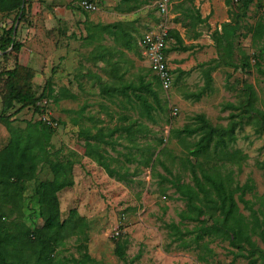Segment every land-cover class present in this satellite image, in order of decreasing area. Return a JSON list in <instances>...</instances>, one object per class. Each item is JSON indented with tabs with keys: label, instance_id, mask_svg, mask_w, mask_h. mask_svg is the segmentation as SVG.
<instances>
[{
	"label": "trees",
	"instance_id": "obj_1",
	"mask_svg": "<svg viewBox=\"0 0 264 264\" xmlns=\"http://www.w3.org/2000/svg\"><path fill=\"white\" fill-rule=\"evenodd\" d=\"M31 0H0V11L5 14L18 13L25 16ZM128 1V0H126ZM148 0H137L129 5V9L139 7ZM254 0H226L230 12L242 11L247 13ZM79 5V4H78ZM261 5V3H260ZM80 8L87 12L81 5ZM17 18V17H16ZM248 34L252 33L253 45L258 41L259 51L255 52L254 65L259 72L264 74V21L260 17L256 25H248ZM240 15L234 16L231 21L225 22L223 29L215 31L216 45L220 52L216 59V65L227 64L235 67L241 66L248 70L253 66L251 57L243 53L239 61L233 58L236 49V37L240 34ZM87 40L94 41L101 31L114 32L117 42H121L129 48H137V40H125L129 37L130 23L118 20L113 23L103 24L88 22ZM17 28L12 26L4 29L0 34V50L13 53L16 65L13 68L0 71V77L6 74L9 89L5 95L0 118H6L10 125L11 136L8 143L0 149V264H87L96 261L91 255L85 243H80V256H60L59 252L65 245L70 233L78 234V237L87 239V219L78 215L76 209L71 210L69 216L63 217L59 192L74 184V161L64 159L59 152L50 150L52 138L56 132V126L48 124L42 117L36 121L28 120L25 127L11 126V116L18 114L24 108H32L42 116L48 109V98L52 96L53 80L48 79L45 88L37 94L34 88V74L29 71L28 81H24L19 65V52L24 43L17 38ZM245 34V33H244ZM170 36V35H169ZM169 39V38H168ZM260 39L263 44L259 45ZM106 49L103 43L94 46L90 52L91 58H95ZM230 55V56H228ZM3 58V56H2ZM115 70L118 69L119 60L112 62ZM112 82L103 81L101 92L110 100L121 105L130 103L133 107L138 104L140 117L150 120L155 119L154 111L168 109L167 102L161 95V82L152 74L150 77L140 74L137 79L127 80L125 75H115ZM24 81V82H23ZM214 81L211 72L205 74V83L201 90L194 91L189 96L199 98L204 91L209 89ZM75 97L74 93H70ZM244 98L239 106L234 103L227 104L233 108H240L237 113L229 115L227 125L214 124L208 116L197 113L192 116L193 121L182 127H172L171 137H177L187 148V156H181L182 167L188 168L190 173L185 179V171H175L172 164L169 165L163 158L166 145L163 138L151 140L146 143L136 141L138 134L147 137L153 129L142 119H132L128 123H119L114 126L82 127L75 148L100 163L111 176L128 183L135 180V176L142 173L143 167H150L153 173L161 178L162 192L173 188L177 198L184 200L185 207L179 211V221L165 222L170 246L176 243L177 247L184 249L202 250L200 256L214 254L210 243L216 240L227 241L230 252L234 257H244L247 264H264V193L255 191V183L252 177L244 183L236 181L234 169L228 168L229 163H237L239 166L246 160L248 154L242 149L234 147L237 140L236 130L239 122L247 119L248 122L256 118L259 134L264 133V110L255 105L256 94L254 85L245 79L243 88ZM10 109L13 111L6 116ZM127 120L129 115H122ZM240 118V119H239ZM52 119L57 121L55 117ZM118 137L126 136L133 142L129 147H135L137 152L126 153L129 162L137 164L131 169L129 165L119 163L112 165L119 158L110 154V148L116 149L121 143ZM198 135L197 139L189 137ZM161 146V147H159ZM160 148V149H158ZM159 150V151H158ZM189 154V155H188ZM196 159H192V157ZM200 157V158H199ZM203 158V159H202ZM198 159V160H197ZM48 163L52 171L49 178L40 179L33 193V206H30L25 195L29 181L37 180L42 166ZM162 165L165 173L157 171V166ZM258 164L264 168V159ZM132 170V171H131ZM169 183V185H165ZM248 192L252 197H246ZM167 194L165 195V197ZM240 203H243V207ZM32 209L35 217L27 213ZM247 210L248 212H245ZM27 216L31 218L28 221ZM36 217L43 220L41 225L36 223ZM190 223H193L191 226ZM262 243L260 242V240ZM115 251L123 260V264H134L141 256V251L129 257L127 248L130 240L122 231L115 237ZM205 251V252H204ZM204 252V253H203Z\"/></svg>",
	"mask_w": 264,
	"mask_h": 264
},
{
	"label": "rangeland",
	"instance_id": "obj_2",
	"mask_svg": "<svg viewBox=\"0 0 264 264\" xmlns=\"http://www.w3.org/2000/svg\"><path fill=\"white\" fill-rule=\"evenodd\" d=\"M63 1L31 0L26 15L23 17L18 16L17 12L5 14L0 11V34L4 29H10L13 25L18 29L20 24L32 27L35 32L39 31V33L34 32L35 35L32 34L35 41L34 47L29 46L32 45V36L29 35L27 41H23L24 45L19 52L21 56H19L18 62L24 68L22 70L23 80L28 81L29 71L32 72L35 91L40 94L48 79L53 80L54 77L56 79V87L53 80L54 91L47 102L50 110L48 111L51 116L57 119L56 132L53 135L50 150L53 153L59 152L66 160L74 161L75 180L72 186L59 192L62 214L63 217H67L71 210L76 209L78 215L84 216L88 223L86 227L88 238H80L84 234L78 237V234L70 233L59 255L63 257L65 255L80 256L84 249L79 250V245L83 242L87 245L91 255L96 258L95 262L87 264H123V260L115 251L114 230L119 227L120 232L126 234L130 240L127 248L128 256H134L139 251L142 253L134 264H247L246 258L234 257L227 241L216 240L211 242L210 247L214 249V254L206 252L205 258L200 256L202 250L177 247L175 242L167 250L170 237L164 223L172 220L179 221V211L185 207L184 200L177 198L178 194L174 193V189L166 190L167 196L165 197L166 194L162 192L163 186L159 182L161 177L157 173H153L150 167H143L142 173L135 176V180L131 183L119 180L117 177L111 176L103 166L95 165L86 160L83 155L75 150V143L82 127L89 126L96 130V124L98 126H114L139 118L145 121L153 131L147 137H142L143 133H139L136 141L146 143L151 140L157 141L160 137L163 138V145L167 147L163 158L169 165L172 164L175 171L181 169L185 171V179H188L190 171L188 168L182 167V160L180 159L181 156H187L188 150L177 137H171L170 130L172 127H182L186 123H191L193 121L192 116L198 111L192 108L189 102L180 99L181 88L175 83L168 91L161 88V95L163 101L167 102L168 109L154 111V120L140 117L138 104L136 107L128 102L121 105L111 101L108 96H104L100 89L99 78L92 74L96 72L95 63L90 64L88 63L89 60H86V55H88L91 46L87 45L84 39L76 38V36L80 27H83L81 23L86 18L93 21L118 19L119 14H110L106 17V14L111 12L118 0H96L97 9L87 12L79 7L80 0H65L70 4L65 18L59 9ZM230 15L231 19H233V15H240V23L242 24L247 22L253 25L260 17L264 21V0H254L245 15L242 11L230 12ZM71 21L73 22L71 32L73 31L72 33L75 35L69 39V55L68 59L64 61L66 71L52 77L50 67L56 65L58 60L57 53L54 57L50 52L48 37L54 36L55 42L59 45L64 37L59 34L61 38L58 39L56 33L60 30L56 27L53 28V25ZM250 35L251 33H248L247 36L240 37V45L247 46L241 48L244 47V50H248L252 63H255V51H259L260 48L252 44ZM89 44L93 43L89 42ZM37 45H40L41 48H37ZM25 47L29 48L26 50ZM7 51L10 52V48ZM8 52L0 50V71L13 68L17 63L13 53ZM139 63L141 67L145 68V71L148 70L149 62L145 57L139 60ZM231 71L230 76L233 74L232 81L240 77L238 69L232 68ZM251 74H246V79L249 82L253 80ZM6 76L3 74L0 77V114L2 113L5 95L9 89ZM242 76L244 77L243 74ZM102 77L108 80L112 79L110 75H103ZM256 83L257 88L255 89L254 86L255 105L264 110V74L259 73ZM70 93H74L76 96L73 97ZM232 97L236 100L237 93L233 94ZM220 101L222 103L227 99L223 96ZM174 107L179 109L177 114L172 112ZM219 109V107L209 109L211 112L210 120L214 124L227 125L226 117L222 115V110L220 112ZM12 111L13 109H10L6 112V116L10 115ZM125 114L129 115L127 120L121 118ZM41 117L32 108H24L18 114L11 116L12 122L10 124L13 127H25L28 120L36 121ZM7 121L6 118H0V149L10 140L11 131ZM240 133L243 137L236 144L241 145L242 149L247 151L245 153L248 154V157L240 165L241 167L237 163H229L227 164L228 168L234 169L237 182L244 183L249 177H252L255 183V191L260 194L264 193V168L258 164L264 159V133L261 137H254V124L249 122ZM115 135L118 137V133ZM197 137L198 135H193L189 139L195 140ZM118 138L121 143L116 145V149L111 148L112 153L110 150V154L119 158L120 162L114 160L112 165L124 163L133 170L137 162H129L125 154L130 153V151L136 153L137 149L128 146L132 145L133 142L126 136H119ZM157 171L166 172L161 164L157 166ZM51 176L52 171L49 164L45 162L38 179L28 182L25 195L30 206L34 205L32 196L37 181ZM165 185H169V183ZM252 194L248 192L246 197H252ZM240 204L243 207V203ZM245 212L248 211L245 210ZM27 214L35 217L32 209ZM27 219L31 221L28 216ZM36 223L41 225L43 223L42 218L36 217ZM190 225L192 226L193 223ZM260 242L262 243L261 240ZM70 264L77 263L70 262Z\"/></svg>",
	"mask_w": 264,
	"mask_h": 264
},
{
	"label": "crops",
	"instance_id": "obj_3",
	"mask_svg": "<svg viewBox=\"0 0 264 264\" xmlns=\"http://www.w3.org/2000/svg\"><path fill=\"white\" fill-rule=\"evenodd\" d=\"M136 2L137 0L116 1L117 4L113 9H111V12L106 14V17H108L110 14H119L120 17L118 19L111 18L107 19L106 21H93L92 19L86 18L84 22L81 23L83 27H80V31L78 32L76 38L84 39L86 44L91 46L88 55H86V60H89L88 63L90 64H92V62L95 63L94 65L96 67V72L92 74L96 77H102L103 75H110L112 77L110 80L102 77L103 81L112 82L113 84V81L117 77L115 75L118 74H121L122 76L125 75L127 80L137 79V76L140 74H145V76L148 75L147 77H150L152 74H154L151 69L150 60L141 41L145 32L152 28L161 18L157 5L158 0H148L137 8H128L129 5H132ZM69 5L70 4L64 0L62 6H59L60 8L58 7L60 11L63 12L64 18L67 17V8ZM118 20H125L130 23L129 37L127 39L125 38V40L134 41V39H136L138 43L137 48H129L120 41L117 42L114 32L109 33L101 31L96 40L90 42L86 39L88 35L87 25L89 21L109 24ZM167 20L170 31V36L167 42V55L174 77L173 84H178V87L181 88L180 99L182 101L189 102L191 107L198 111L197 113H205L209 119L211 115L209 109L219 107L220 112L222 110V115L226 117V122L228 123L230 113H238L240 108H233L227 104L234 103L237 106L240 105L242 99L244 98V80L247 77L246 74H248V70H244L241 66L232 67V65H227L224 63L216 65L215 62L216 59L219 58L220 54L216 45L215 31L223 29L224 23L232 20L226 0H170ZM257 23L258 21L253 25H256ZM72 25V21L65 22L64 24L61 23L53 25V28L56 27L60 30L56 33L59 40L61 38L60 35H63L64 40L68 39L65 42L63 39L62 42L60 41L59 45L62 44V46H59L55 42L54 36L48 37L50 52L54 55V57L55 53H57L58 60L56 65L50 67L52 77L60 75L59 73L62 71H66L64 61L68 59L69 55V39L71 36L74 37L75 35L72 33L73 31L71 32ZM248 25L252 26L246 22L242 24L241 28L238 30L240 35L236 37V49L232 55L236 61H239L243 55L239 48L242 46L247 47L243 44L242 46L240 45V37L248 35L246 34L249 28ZM34 32L35 30L32 27L22 24L18 26L16 31L17 38L22 41H27L29 35L32 36ZM35 33H39V31H36ZM34 35L31 39L32 45H29L32 47H34L35 44L33 39ZM250 38L252 39V33ZM89 42L93 44H89ZM100 43H103L106 46V49H104L101 54L99 53L94 59L91 58L89 55L91 50H93L94 46ZM262 44L263 39H260V45ZM255 46L258 47L257 40L255 42ZM28 48L25 47L26 50ZM37 48H41V46L37 45ZM244 51L246 54H250L248 50L245 49ZM19 56L21 55L19 54ZM144 57L149 62V68L147 71H145V68L141 67L139 63V60ZM117 60H119V66L118 69L115 70L112 62ZM231 67L238 69V74L240 76L234 81L231 80L233 74L230 76V73L232 72ZM249 69L253 78L252 81L250 80V83H252L256 89L258 75L259 73L261 74V72L258 71L254 63ZM209 71L214 78L211 87L204 91V93L199 98L189 96L190 93L199 91L203 88L205 83V74ZM222 76L223 78H221ZM53 80L54 86L56 87L55 77ZM99 83L100 87H102L103 82L99 80ZM235 93H237L236 100L234 97H232V95ZM223 96L227 99V101H223L221 103L220 100ZM256 122L257 120L254 119V121L249 123L254 124V137H261L263 133L259 134L257 132L258 124ZM247 123V119H244L243 122H239V126L236 130L237 140L234 143V147L242 149V146L236 143L243 137L240 131H242V128L247 127ZM75 150L83 155L86 160L94 163L95 165H101L89 155L84 154V152L81 150H77L76 148ZM109 150H111V148H109ZM243 151L247 152L246 150Z\"/></svg>",
	"mask_w": 264,
	"mask_h": 264
},
{
	"label": "built area",
	"instance_id": "obj_4",
	"mask_svg": "<svg viewBox=\"0 0 264 264\" xmlns=\"http://www.w3.org/2000/svg\"><path fill=\"white\" fill-rule=\"evenodd\" d=\"M169 3L170 0H158L157 5L161 18L152 28L145 32L141 41L150 60L153 73L159 78L162 88L167 91L172 87L174 79L167 55V42L170 35L167 20ZM79 5L88 11L97 9L96 0H80ZM49 111L43 113L42 118L48 124L56 126L57 121L52 119ZM178 111V107H174L172 110L174 114H177ZM119 234V227H116L114 236L117 237Z\"/></svg>",
	"mask_w": 264,
	"mask_h": 264
}]
</instances>
